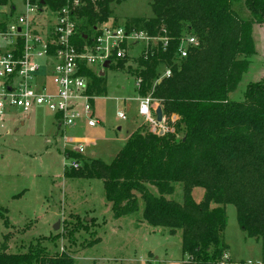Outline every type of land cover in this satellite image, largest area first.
I'll return each instance as SVG.
<instances>
[{
	"label": "trees",
	"instance_id": "1",
	"mask_svg": "<svg viewBox=\"0 0 264 264\" xmlns=\"http://www.w3.org/2000/svg\"><path fill=\"white\" fill-rule=\"evenodd\" d=\"M51 10L65 0H39ZM119 0H100L99 12L90 1L76 13L73 45L81 47L96 35L98 24L110 18V5ZM242 2L251 19L243 20L233 9ZM152 17L131 19L126 29L166 39L134 59L141 80L140 97L150 96L162 111V134L138 129L110 163L83 160L70 179L102 182L104 199L112 216L120 219L140 212L151 229L180 236L183 264H218L227 253L223 241L226 206H233L239 229L261 245L264 264V79L246 86L243 102L229 95L239 85L255 55L253 25H264V0H148ZM193 37L197 47L176 57L181 40ZM129 59L118 61L123 69ZM164 66L171 75L159 80ZM90 79L88 94L105 92L104 75L82 69ZM153 85V86H152ZM182 134L181 137H178ZM156 190V195L149 191ZM177 187L182 199L171 197ZM201 188L203 200L195 203L192 191ZM142 209L139 210L140 202ZM4 225L7 226L6 221ZM9 235L4 237L8 241ZM0 264H73L70 257H50L39 246L26 253L6 254ZM225 264H247L228 261Z\"/></svg>",
	"mask_w": 264,
	"mask_h": 264
},
{
	"label": "rangeland",
	"instance_id": "2",
	"mask_svg": "<svg viewBox=\"0 0 264 264\" xmlns=\"http://www.w3.org/2000/svg\"><path fill=\"white\" fill-rule=\"evenodd\" d=\"M11 2L20 12L21 1ZM148 5V0H119L110 5V18L119 24L129 23L131 19H150ZM233 9L239 18L251 19L242 2L234 3ZM252 39L255 55L249 58L247 72L230 94L232 101L243 102L246 86L264 79V25H253ZM158 43L157 39L149 44H136L131 47H134L131 55L139 57L147 47ZM135 58H130L123 69H116L114 65L108 69L93 67L97 74L104 73L106 91L92 102L95 118L101 123L90 131L67 132L93 144L89 152L95 155L85 156V161L110 163L130 132L147 129L137 114L139 99L143 97L136 92ZM164 72V66H160L159 80ZM151 93L152 87L146 96ZM155 105L158 107L157 102ZM119 110L125 112L126 121L115 118ZM51 120L47 113L36 110L28 120L15 113L3 124L0 122V249L4 247L6 254H19L26 253L29 245H35L50 257L64 254L73 264L185 263L188 258L182 255L179 234L152 231L142 224L140 212L114 219L104 199L101 181L66 177L71 157L68 159L63 152L58 127H51ZM149 191L156 195L154 188L149 187ZM180 191L177 187L171 198L181 202ZM203 194L201 188L193 189L194 202H202ZM139 202L140 210L142 203ZM225 212L227 225L223 241L228 246L230 261L259 264L260 242L248 239L239 229L233 206H226ZM6 235H9L8 241L4 240Z\"/></svg>",
	"mask_w": 264,
	"mask_h": 264
},
{
	"label": "built area",
	"instance_id": "3",
	"mask_svg": "<svg viewBox=\"0 0 264 264\" xmlns=\"http://www.w3.org/2000/svg\"><path fill=\"white\" fill-rule=\"evenodd\" d=\"M20 1L18 12V6L11 0H0V122L3 124L15 113L25 119L36 110L47 113L58 127L63 152L68 159L69 155L71 157L69 170L78 169L80 160L87 156V147L83 140L67 132L95 128L99 124L92 104L96 97L88 94L90 79L82 74V69L100 75L101 72L97 74L93 67L103 68L105 62H109V67L116 66L120 60L135 58L131 55L132 46L158 39L165 48L167 41L142 31L128 30L125 23H114L109 18L98 24L90 43L76 47L72 43L77 26L76 13L86 7L88 0H65L56 10H51L44 2L41 5L39 0ZM89 1L98 13L100 0ZM197 45L195 38H184L176 57L184 59L188 48ZM170 75L167 69L162 78ZM140 83L137 77V90ZM155 102L151 96L140 98L137 114L152 130L163 133L162 122H156ZM115 118L126 121V114L119 110ZM229 260L225 253L218 264Z\"/></svg>",
	"mask_w": 264,
	"mask_h": 264
},
{
	"label": "crops",
	"instance_id": "4",
	"mask_svg": "<svg viewBox=\"0 0 264 264\" xmlns=\"http://www.w3.org/2000/svg\"><path fill=\"white\" fill-rule=\"evenodd\" d=\"M103 75H104V73H103ZM105 91H106V87H105ZM106 94V93H105ZM229 98H230V95H229ZM50 116V115H49ZM30 118V117H29ZM28 118V119H29ZM52 118V117H51ZM28 119H26V120H28ZM98 121H99V124L101 123V121L98 119ZM22 124V123H21ZM56 125L54 124V120L52 119L51 120V127H55ZM93 128H83V129H81V131L82 132H86V131H90V130H92ZM121 130V128L120 127H118L117 128V131H120ZM53 132V131H52ZM132 132H130L128 135H127V138H126V140L122 143V145H121V148L123 147V145L126 143V141L128 140V137L130 136V134H131ZM53 134V133H52ZM84 141V143H85V145H86V147H87V155H95V153L94 152H89V149L92 147V145L93 144H90L89 143V141H86V139L85 140H83ZM121 148H117L118 149V151L114 154V157H115V155L120 151V149ZM181 192V191H180ZM107 203V202H106ZM110 207H111V204H109V203H107ZM143 225L145 224V223H142ZM150 228V227H149ZM151 229V228H150ZM152 231H157L158 229H151ZM168 234V233H167ZM254 240V239H253ZM254 241H256V240H254ZM256 242H258V241H256ZM261 251V250H260ZM229 259H230V257H229ZM243 262H245V261H243ZM246 263H249V262H246ZM259 264H261V252H260V263Z\"/></svg>",
	"mask_w": 264,
	"mask_h": 264
},
{
	"label": "water",
	"instance_id": "5",
	"mask_svg": "<svg viewBox=\"0 0 264 264\" xmlns=\"http://www.w3.org/2000/svg\"><path fill=\"white\" fill-rule=\"evenodd\" d=\"M41 5H43V2H41ZM108 68H109V62H105L103 64V69H108ZM100 76H103V73L102 72L100 73ZM155 116H156V122L157 123H161L162 122V111H161V108L157 107L155 109ZM160 134H162V133H160ZM53 229L56 230L57 229V225H55L53 227Z\"/></svg>",
	"mask_w": 264,
	"mask_h": 264
}]
</instances>
